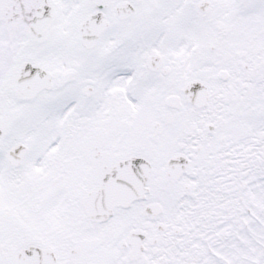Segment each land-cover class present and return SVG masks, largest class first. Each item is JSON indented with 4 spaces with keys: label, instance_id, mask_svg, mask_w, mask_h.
<instances>
[{
    "label": "snow or ice",
    "instance_id": "1",
    "mask_svg": "<svg viewBox=\"0 0 264 264\" xmlns=\"http://www.w3.org/2000/svg\"><path fill=\"white\" fill-rule=\"evenodd\" d=\"M0 264H264V0H0Z\"/></svg>",
    "mask_w": 264,
    "mask_h": 264
}]
</instances>
